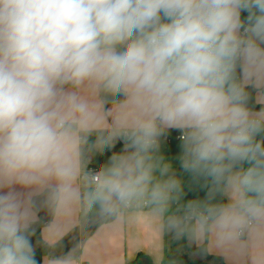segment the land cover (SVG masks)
<instances>
[{"label":"clouds","instance_id":"obj_1","mask_svg":"<svg viewBox=\"0 0 264 264\" xmlns=\"http://www.w3.org/2000/svg\"><path fill=\"white\" fill-rule=\"evenodd\" d=\"M171 132L203 198L160 154ZM134 204L198 255L264 264V0H0V264H41L42 211L50 243Z\"/></svg>","mask_w":264,"mask_h":264},{"label":"crops","instance_id":"obj_2","mask_svg":"<svg viewBox=\"0 0 264 264\" xmlns=\"http://www.w3.org/2000/svg\"><path fill=\"white\" fill-rule=\"evenodd\" d=\"M256 108L258 110L259 105ZM178 135L177 132H171L168 136L170 142H162L160 149V154L164 156L165 162H171L177 173L179 170L181 171L177 159L180 143L177 139ZM121 148L122 144L117 143L113 148L106 149L102 153L103 159L93 170L99 171L111 154L120 151ZM105 158L106 161H104ZM183 175L182 182H184L186 173ZM80 213L65 221L63 223L64 234L52 237L50 243H45L44 239V229L49 221L43 223L42 241L51 249L43 257L42 264H48L50 259L64 256L69 250H74L78 257V264H125L135 260L139 253L150 256L154 264H162L166 252L179 258L170 262V264H177L181 260L189 261L186 256L187 251L202 259L206 264H224V261L215 254L198 255L195 245L189 246L186 240H177L170 232L162 229V219L153 214L152 208L148 204L147 206L139 204V208H127L119 218H112L111 221L98 227H96L95 220L82 223ZM41 214L47 215L48 213L42 211ZM102 219L105 218H97L96 221ZM170 237H173V248L169 243ZM175 241L178 245H175Z\"/></svg>","mask_w":264,"mask_h":264},{"label":"trees","instance_id":"obj_3","mask_svg":"<svg viewBox=\"0 0 264 264\" xmlns=\"http://www.w3.org/2000/svg\"><path fill=\"white\" fill-rule=\"evenodd\" d=\"M102 157H103V155L100 152H96V153L92 154L88 163L86 164V168H88V169L93 168L102 159ZM183 186H184V192H185L184 198L186 200L187 199H194V198H203L205 196V190L200 189L197 186H195L192 183L191 178L188 174H186V176H185ZM111 219L112 218H105V219H102L101 221H96L97 217H94L91 214H86L84 212L80 213V221L82 223L85 221H88V220H95L96 227H98L99 225H101L103 223L111 221ZM50 220H51V217L49 214L44 215V214L40 213V220L36 226V232H35V236H34V241L37 245V247H36V258L38 261H41V264H42L43 257L48 252H50V249H51L49 246H47L42 241V237H41L42 225L44 222H47ZM174 259H179V258L174 257V255L172 253L166 252L162 264H170V262ZM125 264H154V262L152 261L151 257L148 256L147 254L139 253L135 260H133L131 262H126Z\"/></svg>","mask_w":264,"mask_h":264},{"label":"rangeland","instance_id":"obj_4","mask_svg":"<svg viewBox=\"0 0 264 264\" xmlns=\"http://www.w3.org/2000/svg\"><path fill=\"white\" fill-rule=\"evenodd\" d=\"M102 159H103V157H102ZM101 159V160H102ZM100 160V161H101ZM107 159L105 158L104 159V161H106ZM99 161V162H100ZM98 162V163H99ZM97 163V164H98ZM96 166V165H95ZM94 166V167H95ZM93 167V168H94ZM178 176H179V178L183 181V178H181L182 177V175L184 174L182 171H178ZM183 177H184V175H183ZM170 239V241H169V243L172 245V248H173V237H170L169 238ZM175 239V238H174ZM176 240V239H175ZM177 244V242L175 241V245ZM178 245V244H177ZM186 256L188 257V259H189V261L188 262H185L184 260H181L180 262H178L177 264H206L202 259H199V258H197V257H195V255H193L191 252H186ZM194 257V258H193Z\"/></svg>","mask_w":264,"mask_h":264},{"label":"built area","instance_id":"obj_5","mask_svg":"<svg viewBox=\"0 0 264 264\" xmlns=\"http://www.w3.org/2000/svg\"><path fill=\"white\" fill-rule=\"evenodd\" d=\"M177 137H178V136H177ZM163 142H165V143H169V142H170V138L167 137V139H166L165 141H163ZM89 170H93V168H90ZM143 206H147V204H143ZM129 208H139V205L134 204V205H132V206L129 207Z\"/></svg>","mask_w":264,"mask_h":264}]
</instances>
